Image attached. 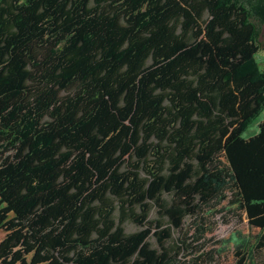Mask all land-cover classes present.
I'll use <instances>...</instances> for the list:
<instances>
[{"label": "trees", "instance_id": "trees-1", "mask_svg": "<svg viewBox=\"0 0 264 264\" xmlns=\"http://www.w3.org/2000/svg\"><path fill=\"white\" fill-rule=\"evenodd\" d=\"M259 34L239 0H0V264H195L167 243L226 199L264 264Z\"/></svg>", "mask_w": 264, "mask_h": 264}, {"label": "rangeland", "instance_id": "rangeland-1", "mask_svg": "<svg viewBox=\"0 0 264 264\" xmlns=\"http://www.w3.org/2000/svg\"><path fill=\"white\" fill-rule=\"evenodd\" d=\"M239 1L251 10V20L256 24L258 31H260V51L257 59L259 60L260 69L264 72V16L261 8L262 0ZM263 120L264 109L248 123L242 136L250 138L256 135ZM160 216L157 207L154 206L150 219L155 220L160 218ZM126 227L129 232L140 229L137 224L130 221L126 223ZM256 233L257 230L249 225L245 213L240 211L235 203L226 199L205 206L202 214L188 215L184 219L182 226L174 229L173 237L168 241L167 245L173 248L174 251L181 249V255L190 259L192 263L195 261V264H237L238 259L249 248V242L254 241ZM4 236L5 232L0 230V242ZM151 242L154 247H160L157 237L153 236ZM244 243L247 246H245L242 254L237 255V247ZM256 259L259 262L264 261V250L257 253Z\"/></svg>", "mask_w": 264, "mask_h": 264}]
</instances>
